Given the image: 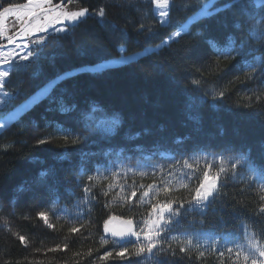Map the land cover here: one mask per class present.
I'll return each mask as SVG.
<instances>
[{"label": "trees", "instance_id": "obj_1", "mask_svg": "<svg viewBox=\"0 0 264 264\" xmlns=\"http://www.w3.org/2000/svg\"><path fill=\"white\" fill-rule=\"evenodd\" d=\"M207 2L65 0L64 10H89L75 28L48 38L40 58L0 63V71H9L0 87V264H161L165 259L243 264V255L252 251L250 240L264 246V213L259 211L264 207V3L233 0L218 15L201 17ZM225 2L217 0L213 7ZM161 11L168 16L161 17ZM15 31L9 27L8 35ZM175 31L181 36L161 43ZM197 32L214 37L217 47L231 54H217ZM121 44L134 62L118 63ZM0 46L4 52L14 47L8 41ZM105 61L103 68L73 72L59 85L56 93L64 105L77 106L71 112L62 113L58 100L30 99L58 73ZM115 113L123 123L108 133ZM61 127L72 132L66 159H59L66 143ZM137 132L138 138L129 139ZM77 135L80 140L72 144ZM178 137L188 139L178 145ZM221 149H230L223 161L212 154ZM249 149L253 167L238 164L233 174L229 157ZM82 153H96L84 162V171ZM221 165L227 173L217 181L224 185L221 197L207 208H190L198 177L204 171L213 176ZM42 170L48 171L44 178ZM168 200L176 202L174 210L181 201L184 207L151 253L134 255V245L143 238L120 240L104 231L111 220L131 221L138 229L154 217L153 205ZM237 244L240 261L234 254ZM121 245L129 249L130 261L114 259ZM109 251L113 257L101 260Z\"/></svg>", "mask_w": 264, "mask_h": 264}, {"label": "snow or ice", "instance_id": "obj_2", "mask_svg": "<svg viewBox=\"0 0 264 264\" xmlns=\"http://www.w3.org/2000/svg\"><path fill=\"white\" fill-rule=\"evenodd\" d=\"M159 4L160 0H156ZM167 0H165V3ZM261 3H264V0H260ZM217 3V0H208L207 3L204 4L200 16L211 18L214 15H218L220 12L227 10L232 7L233 0H226L222 7H213L214 4ZM63 4V0H60L59 4H53V0H26L25 3H12L11 0H0V37H4L9 44L14 45V47L4 52L3 46H0V63L12 61L16 57H19L22 61H28L30 58H40L43 48L42 46L46 43L48 38L54 35H61L68 33L69 29L75 28V26L86 17L89 10L88 8H81L77 11H65L61 5ZM99 15L101 17L104 16L103 11H100ZM161 17L168 16V12L161 11L159 14ZM168 21H164L167 23ZM9 27L17 29L12 35H8ZM43 33L44 35L38 36L37 34ZM195 35L203 37L206 45L210 49H215L217 54H228L231 52L226 49H222L217 47L218 41L214 37H208L204 35V33L197 32ZM181 32L175 31L171 35L164 38L161 43L167 45L173 37H180ZM17 38L20 39V43H17ZM25 38H27L28 42H31L34 47H29V43L26 42ZM230 47V46H229ZM148 52H151L152 49L146 48ZM118 51L122 53L119 57L118 63L120 65H126L130 61L134 62V57L123 54L126 53L127 49L123 44L119 46ZM107 61L99 63L95 66H82L81 69H75L71 71H66L62 73H58L55 77L47 80L43 85H41L35 93L30 97L31 100L36 102H40L42 99H49V102H56L58 100L60 104V111L62 113H69L74 110L77 106L72 104L70 107L64 105L63 96L57 95L56 90L59 85L67 79L73 78V72H79L83 70H87L89 68L98 69L103 68ZM9 75V71L3 70L0 71V87L5 83L4 77ZM39 75L38 73L36 74ZM194 83H199V81H194ZM66 91V90H61ZM207 96V93L204 94ZM220 98H223L224 93L220 92ZM215 99V97H213ZM6 102V101H5ZM93 103L92 110L95 111V104ZM123 123V117L120 113H115L110 121V126L106 129L108 133L115 131L121 124ZM4 125L0 124V128H3ZM61 130L66 133L64 136L65 139V152L59 156V159H66L69 156L67 152V142L69 136L72 135L70 129L61 127ZM86 131L92 132L93 128L88 126ZM145 132L148 130L145 129ZM140 136V133H135L134 136L129 137V139H136ZM80 136L77 135L75 138L71 140L72 144H76L80 140ZM188 139V137H178L175 141L176 144L180 145L184 142V140ZM46 140H39V144L46 143ZM137 151H143L141 146H136ZM111 150L106 151L104 153L105 156L109 155ZM124 151L123 148L119 150L120 153ZM230 151V149H221L219 153H212L213 155H218L219 158L223 161L225 156L224 153ZM250 149L246 151H240L235 154L234 157H229L232 161V171L235 173L236 166L239 164L241 166L247 165L248 167H253L252 162L250 161ZM119 154V153H118ZM161 155H165V153H160ZM96 153H82L81 154V171H84L83 164L86 162L89 156H94ZM189 167H191L189 165ZM226 173V169L223 165L220 166L219 172L215 173L213 176H209L207 171L202 173V179L198 177L200 180L198 187L195 189V194L190 201H188L189 207H200L201 209L207 208L209 204L215 203L217 199L221 197V188L224 186L223 184H217L219 180L220 174ZM41 178H44L48 175L47 170H42L39 173ZM234 178V175H233ZM91 179V177H89ZM152 186L149 185V188ZM84 191H88L87 188ZM165 192L169 191L167 188L164 189ZM133 196L136 195L135 192L132 193ZM144 197L148 196V192L145 191L143 193ZM264 199V197H262ZM175 201L168 200L163 206L153 205L152 212L155 213L154 218L149 220L141 221L142 227L139 229H133L131 226V221H126L125 223L128 225L126 228H122L119 230L110 229L108 226V222L106 221L104 224V231L111 233L113 237L119 238L120 240H124L126 238H134L135 240H141L143 238V242L140 244H136L133 247V253L135 256L140 257L142 254L147 251L151 253L154 248H157V244L164 238L162 233L166 230L171 231L174 227L175 218L180 216V209L184 207V202H179V206L174 210L173 204ZM2 207V205H0ZM261 213H264V207L259 210ZM165 212L169 213V217L167 220L164 219ZM39 218L47 224V216L44 212L38 213ZM48 227H52V225H48ZM76 231V229H73ZM19 239L24 241V237L20 236ZM107 243V241H105ZM188 243H191L189 240ZM249 245L251 248V252L249 254H244L243 264H264V246H260L255 240H250ZM171 246L169 245V248ZM160 251H165L163 247L159 249ZM181 252L186 251L185 248L180 249ZM229 254H233L234 249H227ZM129 252V249L124 245H121L120 250L116 252L114 259L116 260H125L129 261L131 258L126 256V253ZM235 257L236 261L241 260L242 249L239 244L235 246ZM175 255V253H173ZM201 256L204 255L203 252L200 253ZM220 256H224V252H220ZM113 257V253L111 251L106 252L104 256L100 257L101 260H107L108 258ZM139 264V261H137ZM161 264H172L167 259L162 260ZM235 264V262H233Z\"/></svg>", "mask_w": 264, "mask_h": 264}, {"label": "rangeland", "instance_id": "obj_3", "mask_svg": "<svg viewBox=\"0 0 264 264\" xmlns=\"http://www.w3.org/2000/svg\"><path fill=\"white\" fill-rule=\"evenodd\" d=\"M65 11H67V10H65ZM154 216H155V213H154ZM108 226H109L110 229H113L116 226H120V227H124V228L128 227V225L125 222H123V221L120 222V221H116V220H111L109 222ZM133 229H137V228L133 227ZM128 239H132V238H128Z\"/></svg>", "mask_w": 264, "mask_h": 264}, {"label": "water", "instance_id": "obj_4", "mask_svg": "<svg viewBox=\"0 0 264 264\" xmlns=\"http://www.w3.org/2000/svg\"><path fill=\"white\" fill-rule=\"evenodd\" d=\"M64 2V1H63ZM59 4V3H58ZM12 35V34H11ZM3 41H6V39L4 37L0 38V43L3 42ZM115 230H119V229H122L120 227H116V228H113Z\"/></svg>", "mask_w": 264, "mask_h": 264}, {"label": "bare ground", "instance_id": "obj_5", "mask_svg": "<svg viewBox=\"0 0 264 264\" xmlns=\"http://www.w3.org/2000/svg\"><path fill=\"white\" fill-rule=\"evenodd\" d=\"M63 1H65V0H63ZM156 145V144H155Z\"/></svg>", "mask_w": 264, "mask_h": 264}]
</instances>
